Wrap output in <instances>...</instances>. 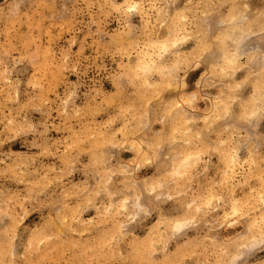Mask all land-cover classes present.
<instances>
[{
  "label": "rangeland",
  "instance_id": "1",
  "mask_svg": "<svg viewBox=\"0 0 264 264\" xmlns=\"http://www.w3.org/2000/svg\"><path fill=\"white\" fill-rule=\"evenodd\" d=\"M0 264H264V0H0Z\"/></svg>",
  "mask_w": 264,
  "mask_h": 264
},
{
  "label": "bare ground",
  "instance_id": "2",
  "mask_svg": "<svg viewBox=\"0 0 264 264\" xmlns=\"http://www.w3.org/2000/svg\"><path fill=\"white\" fill-rule=\"evenodd\" d=\"M183 224V223H182Z\"/></svg>",
  "mask_w": 264,
  "mask_h": 264
}]
</instances>
